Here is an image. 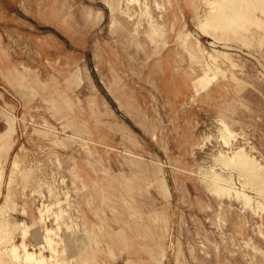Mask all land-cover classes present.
I'll use <instances>...</instances> for the list:
<instances>
[{"label": "rangeland", "instance_id": "374dc122", "mask_svg": "<svg viewBox=\"0 0 264 264\" xmlns=\"http://www.w3.org/2000/svg\"><path fill=\"white\" fill-rule=\"evenodd\" d=\"M220 2L0 0L6 245L47 264H264V15L223 28L206 20ZM239 150L256 172L235 171Z\"/></svg>", "mask_w": 264, "mask_h": 264}, {"label": "bare ground", "instance_id": "6f19581e", "mask_svg": "<svg viewBox=\"0 0 264 264\" xmlns=\"http://www.w3.org/2000/svg\"><path fill=\"white\" fill-rule=\"evenodd\" d=\"M216 1V0H215ZM222 2H220L219 4H209V12L207 14V21L209 20H216L217 19H221L222 22H224V24L222 25L223 28H230L232 25H236L242 27L243 23L246 20H249L251 18V14L255 11L258 10L259 13H263L264 15V0H220ZM145 7V6H144ZM207 12V11H206ZM253 16V15H252ZM205 19V18H204ZM245 24V23H244ZM206 25V24H205ZM236 28V27H235ZM243 29V28H242ZM189 56V55H188ZM258 61V60H257ZM222 124V123H221ZM222 126V125H221ZM10 129L12 130L11 132H13V126L12 123L10 124ZM223 128V129H222ZM220 131V135L221 138L223 140H225L226 137V132H227V127L225 125H223ZM9 148V146H8ZM9 150V149H7ZM249 157V156H248ZM248 157L246 155L243 154L242 150L237 151L231 158H229L226 164L228 165V162L230 164H232L235 167V171L239 170V173H244L247 174L248 170H253L255 171L254 168V164L252 163V161L250 159H248ZM222 158V157H221ZM215 159V162H219L221 159L219 157H215L213 158ZM224 159V158H222ZM222 161V160H221ZM221 161L218 163L220 164ZM225 161V160H224ZM223 162V161H222ZM222 164V163H221ZM256 164V163H255ZM224 165V164H222ZM231 165V166H232ZM230 166V165H229ZM230 166V167H231ZM232 166V167H233ZM1 167V166H0ZM215 167V166H214ZM225 167V166H224ZM227 167V166H226ZM205 173V171H204ZM237 173V174H239ZM242 173V174H243ZM241 174V175H242ZM243 174V175H244ZM207 175V174H206ZM239 175V176H241ZM208 176V175H207ZM219 175H215L214 173L212 174V176H210L211 180V185L210 186V191H214L215 193L217 192H223L225 191V188L220 187L218 185V182L224 181L221 177H218ZM257 177V176H256ZM3 178V169L0 168V184H1V180ZM202 178V177H201ZM240 179V178H239ZM205 180V179H204ZM209 180V179H208ZM261 180V179H260ZM201 181H203L201 179ZM210 181V180H209ZM260 183V182H259ZM247 185V184H246ZM260 185V184H259ZM227 190V189H226ZM257 190V189H256ZM234 192V191H233ZM236 193V192H235ZM243 197V195H242ZM9 196L6 198V202L8 201ZM247 198V197H246ZM43 206V205H42ZM3 207V206H2ZM2 209V208H1ZM43 209V208H41ZM261 209V208H260ZM4 210V209H3ZM45 210V209H44ZM1 212V211H0ZM46 212V211H45ZM39 213V221L42 220V216L44 214H41V211H38ZM48 213V211H47ZM5 214V213H2ZM1 216V215H0ZM4 216V215H3ZM3 219V218H2ZM0 219V220H2ZM38 221V220H37ZM5 222V221H4ZM40 223V222H39ZM25 224L20 223L17 226L22 227V237L25 238L26 235V231H27V227L24 226ZM36 225V224H35ZM30 228V227H29ZM15 228L13 227H9L8 225L5 226V230H8V232H13ZM46 231V230H45ZM1 232H4V228L3 226L0 225V234ZM29 232V231H28ZM27 232V235L29 234ZM48 231H46L45 233H47ZM2 233V234H4ZM7 236L9 234H6ZM7 236H5L6 238H8ZM4 237V238H5ZM3 238V237H2ZM0 238V240L2 239ZM3 240V239H2ZM0 241L1 243L4 241ZM8 241V244L6 245L5 242L3 243L4 247H5V251L6 252H12L14 254V256L17 254V256H15V261L14 263L16 264L17 262H20V264H47V259L43 258V257H35L33 254L29 253L24 244H21L19 247L14 245L13 242L11 241V238L9 236V239L6 240V242ZM0 243V245H2ZM22 250V257H20L19 253H18V249ZM53 253V252H52ZM21 254V253H20ZM160 254V253H159ZM151 259L154 261L155 264H161V262L154 256V255H150ZM51 257V256H50ZM53 258V257H52ZM57 262V261H56Z\"/></svg>", "mask_w": 264, "mask_h": 264}]
</instances>
